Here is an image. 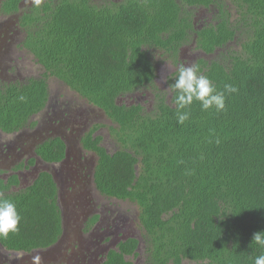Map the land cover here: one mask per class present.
<instances>
[{
	"label": "trees",
	"instance_id": "trees-1",
	"mask_svg": "<svg viewBox=\"0 0 264 264\" xmlns=\"http://www.w3.org/2000/svg\"><path fill=\"white\" fill-rule=\"evenodd\" d=\"M23 2L5 0L2 12L24 13L23 48L45 74L0 86V131L31 127L48 106L50 78L113 123L120 150L103 147L97 135L103 126L91 129L83 146L99 158V193L138 208L142 238L122 242L104 264H133L128 259L140 256L142 243L147 264H254L264 253L252 244L254 234L264 232V0H41L21 12ZM202 11L215 15L198 26L195 14ZM237 40L240 51L197 67L217 91L230 83L238 92L226 94L219 112L193 102L184 110L190 118L179 124L174 94L170 104L156 85L158 59L180 66L185 47L214 56ZM144 90L155 95L151 113L120 103ZM66 152L56 139L37 153L60 164ZM6 190L0 182V197L16 204L22 220L17 234L0 236L1 245L17 253L56 245L63 220L53 176L43 173L20 195L2 196Z\"/></svg>",
	"mask_w": 264,
	"mask_h": 264
},
{
	"label": "flooded vegetation",
	"instance_id": "flooded-vegetation-1",
	"mask_svg": "<svg viewBox=\"0 0 264 264\" xmlns=\"http://www.w3.org/2000/svg\"><path fill=\"white\" fill-rule=\"evenodd\" d=\"M4 1L5 0H0V16L11 18V22L18 26L20 24L19 18L24 16V13L22 11L29 10L36 4L35 0H24L21 5L22 13L20 15L10 16L5 15L2 12ZM118 3H121V1ZM27 4L29 6H27ZM202 12L206 13L207 11ZM4 28L5 25L0 24V55L4 47L6 46L3 44V42L14 44L16 38L15 36L19 33L18 31L13 37L6 38L9 31H3ZM18 29L22 32L20 26ZM25 39L26 35L24 34L21 48L24 51L28 52L23 48ZM185 51L187 50L182 49L181 51L182 64H185L183 62ZM5 72L6 71L4 70V68H2L0 59V86L25 83L21 81L13 82L12 80L5 79ZM176 73L177 71L175 69L168 76H166L168 83L171 77H173ZM161 75L162 74L158 64V77H161ZM157 84L158 79L156 80V85ZM50 104L51 100H49L48 106L45 111H49L48 109L50 108ZM44 112H42L41 114H43ZM38 116L33 117V119ZM33 124L35 123H32L31 121V127ZM64 125V123L58 125V131L56 130V128H46L44 129V131L40 133L35 132L32 135H23L22 132H24L25 130L11 135L6 134L7 136H16L17 138L14 139L12 143L0 142V182L3 181L8 187V190L3 191L1 195H20L30 189L43 173H48L53 176L59 189L58 203L63 220V233L59 242L47 250H35L30 253H17L6 250L0 243L1 247L9 254L8 256L19 257L21 255H24L27 257H24L25 259L23 258L22 260H18L17 258L13 259L11 257L3 259L0 257V264H4V262L9 264H30V258L34 254L41 255L43 258V264H46L47 262L44 261L46 259V256L50 255L53 252L59 251L60 254L57 256L56 260H54L57 264H104L107 255L112 250H114L108 248L106 244H104L106 233L104 237L103 233L107 231L105 227L109 226L108 228L110 230V233L112 235H116V239H118V242L116 243L117 247L122 242L131 239H125V237L122 236V233H124L123 229L129 228L125 225L126 221L123 222L122 220H120V216H117L118 218H116L115 211H112L110 213L109 208L102 207L100 203L93 201L94 199L90 197L92 184L95 186L94 175L99 161V158L96 154L87 151L83 146V140L91 130L89 132H85V130H75V128H73L69 131L67 139L64 134H59L63 133L65 128ZM53 126L55 127V123L53 124ZM56 139H61L66 144V158L60 164L45 163L39 157L37 153L38 149L45 143ZM71 141L73 142V144L71 143ZM56 166H60V170L56 171ZM12 180H15L18 184L12 185ZM107 200L108 202L117 201L110 199ZM63 201L66 202V205L68 201V204L70 205L71 209L69 214L66 213V208L64 207V205H62ZM102 224L107 226L103 227ZM96 233H98V237L95 236ZM87 235H92V237H94L96 241L88 242L82 237ZM109 240L111 239H108L107 241ZM110 242H112V240L107 243ZM63 245L68 246L64 248ZM42 251H48L50 253L44 254L42 253ZM11 259H13V261H10ZM103 259H105L104 262H102Z\"/></svg>",
	"mask_w": 264,
	"mask_h": 264
},
{
	"label": "rangeland",
	"instance_id": "rangeland-1",
	"mask_svg": "<svg viewBox=\"0 0 264 264\" xmlns=\"http://www.w3.org/2000/svg\"><path fill=\"white\" fill-rule=\"evenodd\" d=\"M99 1L101 2L102 0H98V3H100ZM115 1L117 3L120 1L121 3L124 2V0H115ZM27 6L29 5L27 4ZM232 13L235 14V11L233 10ZM214 15H215L214 11L213 14L204 13V12L195 14V16L197 17L196 21L198 26L203 24V23L200 24V22L205 20H207L208 23H211ZM11 21H12L11 18L0 16V24L5 25L3 31H7V32L9 31L6 38L13 37L15 33L19 31V33L15 36L16 38L14 44L3 42V44L6 46L1 52L0 59H1L2 68H4V70L6 71L4 78L12 80L13 82L16 81L26 82L30 79L43 78L45 74L44 68L36 62L35 58L30 53L24 51L21 48L24 34L18 29L19 26L13 24V22ZM240 40L241 39H239V41ZM239 41L237 40L234 44H232L233 48H228L227 50L219 51L214 56H207L201 53L197 49L196 45H190L184 48L187 51H185L183 62L185 64H191L197 66L199 61L203 59L207 62H211L215 60H223L224 55H230L229 54L230 52L241 50V45L238 44ZM158 61H159V69L162 75L161 77H158L157 86L160 88V91L166 93L169 103L171 104L172 102L171 90L169 88V83L166 79V76H168L175 69L177 71L179 66L172 65L168 61H165L161 58H159ZM49 86H50V94H51V99H50L51 104L49 105L50 108L48 109L49 111L46 110L43 114L33 119L32 123H35L36 126L33 128L27 127L25 131L22 132L23 135H32L35 132L40 133L44 131V129L46 128H50V129L56 128V130L58 131V127H59L58 125L64 123L65 124L64 131L63 133H59V134H64L65 137L67 138L69 131L73 128H75V130L82 129L85 130V132H89L95 126H103V128L98 133V135L104 138L103 147H105L111 154L120 150V145L116 142L110 131V128L113 126V123L106 117V115L101 110L97 109L94 106H91L86 100L81 98L78 94L73 92L65 84H63L62 82H60L55 78H50ZM120 103L128 106L142 105L147 109L149 113H151L156 107L155 95L152 93V91H148V90H144L140 93H136L132 96L123 98ZM54 123H55V127L53 126ZM16 138H17L16 136H7L6 134L0 131V142L12 143L13 140ZM71 143L73 144L72 141ZM60 168H61L60 166H56L55 170L58 171L60 170ZM90 197L94 199L93 201L100 203L102 207L109 208L110 213L112 211H115L116 218H118L117 216H120V220H122L123 222L126 221L125 225L128 226L129 228L123 229L124 233H122V236L125 237V239L142 238V228L138 220L139 210L136 206L121 201L108 202V200L104 196H102L98 190H96L93 184L91 187ZM62 205H64V207L66 208V213L69 214L71 208L70 205L68 204V201H67V205L65 201H63ZM102 226L105 227L107 225L102 224ZM108 227H105L107 231L103 233V237L106 233L104 244H106V246L110 249H115L117 247L116 243L118 242V239H116L115 234L112 235L110 233ZM92 235L90 236L87 235L82 237L86 239L88 242H95L96 240L94 237H92ZM95 236L98 237V233H96ZM108 239H111L112 242L107 243L111 241V240L107 241ZM67 246L68 245H63L64 248ZM63 247H62V254H63ZM42 253L48 254L50 252L42 251ZM59 254L60 251L53 252L50 255H47L44 261L47 262L46 264H57L55 263L54 260H56ZM139 254H140L139 257L137 258L132 257L129 258L128 260L133 264H147L148 257L146 254V247L143 243L140 247ZM8 255L9 254L0 245V257L3 259H6L7 257H11L13 259L17 258L18 260H22L24 257L27 258L24 255H21L19 257L18 256L12 257ZM13 259H11L10 261H13ZM104 260L105 259H103L102 262H104ZM4 264H9V263L4 262ZM185 264H191V263L186 262Z\"/></svg>",
	"mask_w": 264,
	"mask_h": 264
},
{
	"label": "clouds",
	"instance_id": "clouds-1",
	"mask_svg": "<svg viewBox=\"0 0 264 264\" xmlns=\"http://www.w3.org/2000/svg\"><path fill=\"white\" fill-rule=\"evenodd\" d=\"M35 3L39 5L41 0H35ZM169 88L174 94L177 122L181 125L190 118V112L184 110L193 102L198 101L204 111L214 108L219 112L225 110L226 94L238 92V89L230 83L224 85L223 91H217L212 81L201 74L197 66L191 64H181L178 67L175 82ZM21 220L16 204L8 198L0 197V236L17 234ZM252 244L264 249V232L255 233ZM30 264H43L42 256L32 255ZM254 264H264V253L255 258Z\"/></svg>",
	"mask_w": 264,
	"mask_h": 264
}]
</instances>
